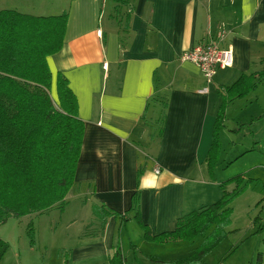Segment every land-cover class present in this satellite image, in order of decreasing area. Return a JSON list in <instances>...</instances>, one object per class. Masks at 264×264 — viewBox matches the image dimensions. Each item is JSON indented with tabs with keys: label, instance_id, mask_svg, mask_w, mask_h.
<instances>
[{
	"label": "crops",
	"instance_id": "obj_1",
	"mask_svg": "<svg viewBox=\"0 0 264 264\" xmlns=\"http://www.w3.org/2000/svg\"><path fill=\"white\" fill-rule=\"evenodd\" d=\"M115 7L112 0H0V9L33 15L68 12L63 47L47 57L51 93L57 99L56 77L63 73L85 124L75 182L62 211L77 206L70 226H79L78 231L70 227L59 240L47 243L38 232L32 245L23 229L0 225V241L9 245L0 264H108L117 246L126 253V264L127 257L133 264H173L169 261L191 255L203 240L156 243L145 238L143 228L133 238L116 215L108 216L102 228L95 209L103 206L128 217L135 214L132 197L138 191L140 217L157 235L174 230L180 217L222 197L221 183L227 178L218 179L216 172L212 178L207 163L213 123L221 87L262 68L264 0H130L129 6ZM218 31L226 32L221 44L231 45L234 64L219 70L209 83L199 66L181 55ZM257 150L251 144L235 157H225V152L220 159L231 163ZM260 167L264 155L259 165L245 171ZM56 208L23 217L30 221L48 213L51 219ZM50 221V230L57 233L58 222ZM257 224L253 221L247 232L256 231ZM227 230L232 231L230 225ZM13 235L19 238L14 241ZM245 238L227 252L236 253ZM260 247L258 243L255 249ZM248 252L252 262L259 251Z\"/></svg>",
	"mask_w": 264,
	"mask_h": 264
},
{
	"label": "trees",
	"instance_id": "obj_2",
	"mask_svg": "<svg viewBox=\"0 0 264 264\" xmlns=\"http://www.w3.org/2000/svg\"><path fill=\"white\" fill-rule=\"evenodd\" d=\"M112 1L115 8L130 5V0ZM67 23V11L58 15H33L11 8L0 9V225L11 217L40 214L52 207L63 210L75 182L85 124L79 116L77 96L63 73L58 72L56 77L57 99L52 96V73L47 62L49 55L62 49ZM262 64L260 70L243 73L231 85L221 87V103L207 152L212 178L220 160V131L227 107L264 84V58ZM245 181L243 173L227 178L221 183L223 195L219 200L185 214L177 220L174 230L157 235L152 234L140 217L138 191L133 194L131 209L135 210L148 241H192L201 235L203 240L194 253L169 261L199 264L227 237V226L232 222L231 202L246 188ZM231 183H235L236 188L228 191L226 187ZM95 213L100 217L102 228L108 216H119L122 221L128 218L126 213L103 206L95 209ZM255 220L258 222L260 216ZM263 231L264 225L258 229V232ZM28 234L33 244L32 223L28 225ZM8 247L6 241H0V261ZM256 257L255 264H264V237L263 249ZM108 264H126L120 246L114 248Z\"/></svg>",
	"mask_w": 264,
	"mask_h": 264
},
{
	"label": "rangeland",
	"instance_id": "obj_3",
	"mask_svg": "<svg viewBox=\"0 0 264 264\" xmlns=\"http://www.w3.org/2000/svg\"><path fill=\"white\" fill-rule=\"evenodd\" d=\"M54 96V95H53ZM262 105L263 110L257 111L258 105ZM263 113V114H261ZM163 114V104H160V114L156 123H161ZM261 114V115H260ZM214 124V123H213ZM214 127V126H213ZM223 135L221 137L222 150L220 156L225 157H235L241 152L243 147H250L251 144L255 145L258 149L257 152L252 153L253 155L247 156L242 160H234L236 162H223L222 159L219 160L218 165L215 166L214 172L217 173L218 179H226L231 175H236L238 173H244L246 181V188L235 195L234 200L231 202L233 207V221L230 224L229 239L222 243L217 248H213L206 256L203 261L199 264H217L219 262H224L225 264H252L256 263L257 257L253 258L254 262L249 261L250 258L248 248H254V252L261 251L263 249V235L264 232H258L259 227L264 225V167L254 168L250 170L251 173L248 174L246 169H251V166L259 165V162L263 161L264 155V84H261L255 90L251 91L247 96L235 99L227 107V117L224 121ZM224 145V146H223ZM225 149V151H224ZM240 151V152H239ZM222 158V157H221ZM261 166V165H260ZM258 177V178H257ZM243 184V185H244ZM235 183L233 185L227 186L228 191L235 189ZM77 206L74 204L69 207L66 212L62 213L59 208L53 209L49 215L51 219H56L58 222L56 224V232L50 230L51 219L47 217L48 213L43 214L41 217H32L30 221L28 217H11L4 224H1L2 229L11 227L14 231L23 229L26 231V242L31 243V237L28 234L29 223L33 224L35 230V239H38V232L40 233L41 241L52 242L59 240V237H63L65 232H70L71 229L77 232L76 227L70 226V221L73 218V214L77 215ZM260 216L261 223L257 224L256 231L247 232L249 225L256 222L255 218ZM119 221V218H118ZM125 224L128 227L129 234L135 237L136 232L140 231L142 227L136 219L135 214L130 213L128 218L125 220ZM71 227V229H70ZM243 228V231L240 228ZM87 230V228H80V230ZM234 229V230H233ZM55 233V234H54ZM127 234V232H125ZM63 235V236H62ZM13 240H17L19 237L17 235L12 236ZM246 237V238H245ZM202 236L198 235L194 240L195 243H200ZM240 244L241 247L234 254H229L227 251L238 239H243ZM231 241V242H230ZM260 243V250H256V246ZM32 244V243H31ZM35 244V242L33 243ZM32 244V245H33ZM68 244V242H67ZM231 244V245H230ZM237 244H235L236 246ZM29 246V244H28ZM236 247V249L238 248ZM211 253V254H210ZM126 255V253H125ZM128 255V254H127ZM249 259V260H248ZM127 263L133 264L130 257H127ZM142 264H148V262L143 261Z\"/></svg>",
	"mask_w": 264,
	"mask_h": 264
},
{
	"label": "built area",
	"instance_id": "obj_4",
	"mask_svg": "<svg viewBox=\"0 0 264 264\" xmlns=\"http://www.w3.org/2000/svg\"><path fill=\"white\" fill-rule=\"evenodd\" d=\"M225 37V31H218L215 35L209 33L202 42L184 51L181 58L198 65L205 79L210 83L219 70L234 64V52L231 45L221 44ZM155 171L158 173L160 168L157 167Z\"/></svg>",
	"mask_w": 264,
	"mask_h": 264
}]
</instances>
